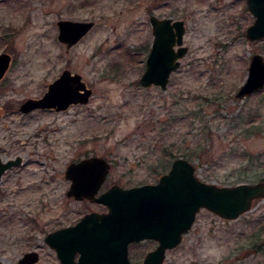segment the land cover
I'll list each match as a JSON object with an SVG mask.
<instances>
[{
    "label": "rangeland",
    "instance_id": "374dc122",
    "mask_svg": "<svg viewBox=\"0 0 264 264\" xmlns=\"http://www.w3.org/2000/svg\"><path fill=\"white\" fill-rule=\"evenodd\" d=\"M151 15L186 26L188 52L166 90L140 84L154 38ZM61 19L95 26L68 49L58 40ZM254 19L246 0H0V53L12 57L0 80V157L23 159L0 185L3 264H19L32 250L37 264H60L46 236L104 209L67 196L72 161H111L105 189L155 183L176 157L218 186L264 179V89L235 97L251 57L264 56V39L245 37ZM66 69L93 90L88 104L20 111ZM242 110L258 113L260 131L235 129ZM154 247L147 241L130 252L138 261ZM164 264H264V198L235 220L201 210Z\"/></svg>",
    "mask_w": 264,
    "mask_h": 264
},
{
    "label": "water",
    "instance_id": "95a60500",
    "mask_svg": "<svg viewBox=\"0 0 264 264\" xmlns=\"http://www.w3.org/2000/svg\"><path fill=\"white\" fill-rule=\"evenodd\" d=\"M247 7L255 19L245 37L249 41L263 40L264 0H247ZM150 22L154 41L140 84L166 90L171 73L180 67L181 59L188 52L183 40L185 23L181 19L173 21L156 16H151ZM56 25L58 40L69 49L93 29L95 22L61 19ZM11 61L10 54H0V80ZM262 89L264 56L256 53L251 57L247 78L235 97L248 98ZM92 94L93 90L81 75L66 69L48 85L42 97L25 100L20 111L24 114L36 109L64 111L73 104H87ZM22 161L20 156L4 161L0 157V184L2 175ZM195 167L188 159L176 157L169 172L157 183L130 188L115 184L97 196L109 173V162L99 156L72 162L65 172L66 179L71 181L67 196L105 204L108 212L88 213L75 225L49 233L45 241L57 252L61 264H133L129 258L130 243L149 239L159 243L140 264H163L167 250L180 245L201 209L223 219L235 220L250 211L255 200L264 198V180L218 186L199 179ZM38 258L39 253L32 250L24 254L19 264H36ZM0 264H3L1 259Z\"/></svg>",
    "mask_w": 264,
    "mask_h": 264
},
{
    "label": "trees",
    "instance_id": "16d2710c",
    "mask_svg": "<svg viewBox=\"0 0 264 264\" xmlns=\"http://www.w3.org/2000/svg\"><path fill=\"white\" fill-rule=\"evenodd\" d=\"M245 110H242L237 116L232 119L236 123L235 129L240 132V134H243L244 132L252 133L254 131H260L262 128V123H257L259 121L260 116L258 113H256L255 116L252 115L251 111L244 112ZM264 180V179H262Z\"/></svg>",
    "mask_w": 264,
    "mask_h": 264
},
{
    "label": "flooded vegetation",
    "instance_id": "af4514ba",
    "mask_svg": "<svg viewBox=\"0 0 264 264\" xmlns=\"http://www.w3.org/2000/svg\"><path fill=\"white\" fill-rule=\"evenodd\" d=\"M246 7H247V0H246ZM247 9H248V7H247ZM249 11V10H248ZM249 13L251 14V12L249 11ZM151 16H156V15H151ZM156 17H158V16H156ZM159 19H173V21H176V20H180V19H175V18H173V17H158ZM184 21V20H183ZM185 23V22H184ZM152 25V24H151ZM152 30H153V26H152ZM151 30V31H152ZM153 32V31H152ZM154 36V35H153ZM38 110H46V109H38ZM47 110H54V109H47ZM54 111H56V110H54ZM66 111V110H65ZM56 112H61V111H56ZM16 158V157H15ZM87 158H90V157H86V158H83V159H87ZM83 159H80V160H78V161H72V162H79V161H81V160H83ZM109 163H110V169L112 168V163H111V161H109V160H107ZM171 165H172V163H171ZM171 165H170V167H171ZM170 167H169V169H170ZM169 169H168V171H169ZM167 171V172H168ZM166 173V172H165ZM164 174V173H163ZM109 176V175H108ZM108 176H107V179H108ZM107 179L103 182V184H102V186H101V188L99 189V191H98V193H97V196H99V195H101L102 193H104V191H107L109 188H107V189H105L104 188V185H105V183L107 182ZM70 184H71V181H70ZM113 186V185H112ZM104 188V189H103ZM69 197V196H68ZM71 198H73V197H71ZM83 201H88V202H90L89 200H83ZM82 201V202H83ZM91 203H93V202H91ZM93 204H98V205H102L103 207H104V209H102L101 211H97V212H100V213H105V212H107L108 211V208H107V206H105V204L103 205V204H99V203H93ZM92 212V211H91ZM72 224H70L69 226H71ZM68 226V225H67ZM67 226H64V227H67ZM63 228V227H62ZM60 229V228H59ZM53 232V231H52ZM51 233V232H50ZM149 242V241H152V243L154 244V248H156L157 247V245H158V243L159 242H157V241H154V240H143V241H141V242H137V243H130V245H129V258H130V260H131V262H133L134 264H140V263H142L143 262V260L145 259V257H146V255L147 254H149V252L151 251H148L147 252V254H145V256L141 259V260H138V261H134V259H133V257H132V255H131V252H130V249H131V247H132V245H136V244H140V243H143V242ZM153 248V249H154ZM169 251V250H168ZM167 251V252H168ZM78 256V255H77ZM76 256V258H78ZM39 260H40V255H39V258H38Z\"/></svg>",
    "mask_w": 264,
    "mask_h": 264
}]
</instances>
